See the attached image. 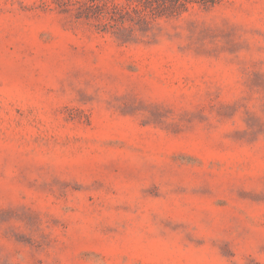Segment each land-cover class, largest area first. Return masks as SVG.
Instances as JSON below:
<instances>
[{
    "label": "rangeland",
    "instance_id": "rangeland-1",
    "mask_svg": "<svg viewBox=\"0 0 264 264\" xmlns=\"http://www.w3.org/2000/svg\"><path fill=\"white\" fill-rule=\"evenodd\" d=\"M0 264H264V0H0Z\"/></svg>",
    "mask_w": 264,
    "mask_h": 264
}]
</instances>
